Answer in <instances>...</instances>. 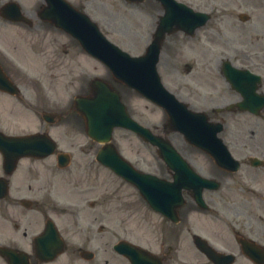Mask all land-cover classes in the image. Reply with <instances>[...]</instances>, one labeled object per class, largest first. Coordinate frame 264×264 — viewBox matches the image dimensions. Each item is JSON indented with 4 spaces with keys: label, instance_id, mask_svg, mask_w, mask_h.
Listing matches in <instances>:
<instances>
[{
    "label": "flooded vegetation",
    "instance_id": "obj_1",
    "mask_svg": "<svg viewBox=\"0 0 264 264\" xmlns=\"http://www.w3.org/2000/svg\"><path fill=\"white\" fill-rule=\"evenodd\" d=\"M7 1L0 0V39L14 44L0 45V66L20 92L0 90V100L9 103L0 112V128L16 124L11 116L20 103L27 109H50L52 120L43 119L42 129L56 125V136L54 153L23 156L9 167L0 156V178L6 183L0 196V264H214L204 252L210 247L232 254V264H264V0H245V19L232 25L228 35L217 19L226 14L211 15L203 33L218 53L199 61L194 85L180 84L188 87L187 100L198 104L196 109H209V119L220 123L227 159L219 168L208 158V177L219 184L204 191L210 210L200 209L185 194L177 222L154 211L133 186L137 196L116 185L119 177L109 169L103 179L90 147L67 153L75 144L58 123L78 116H70L75 108L69 92L62 95L74 85L77 94L89 91L85 68L74 57L78 45L69 36L68 42L52 36L48 55L32 42L45 25L38 4L30 13L24 10L25 21H14L2 10ZM61 54L68 56L64 64ZM37 56L48 61V78L29 63ZM124 88L123 98L129 90ZM203 100L208 105L200 106ZM127 109L133 115L130 104ZM154 174L172 177L167 169ZM198 215L209 217L199 225ZM214 221L222 227H212ZM195 235L203 243L198 245Z\"/></svg>",
    "mask_w": 264,
    "mask_h": 264
},
{
    "label": "water",
    "instance_id": "obj_2",
    "mask_svg": "<svg viewBox=\"0 0 264 264\" xmlns=\"http://www.w3.org/2000/svg\"><path fill=\"white\" fill-rule=\"evenodd\" d=\"M127 1L142 2L143 0ZM157 1L160 2L163 13L158 16L150 44L146 47L145 53L139 57H131L111 44L86 14L65 0H45L39 13L44 20L75 36L86 51L102 60L110 68L116 81L136 88L152 102L163 107L167 114L169 130H179L185 134L188 142L209 153L207 139L211 135L203 120L204 117H198L199 114L193 113L186 109L184 104L178 102L162 86L156 73V63L166 34L177 30L189 32L194 26L203 23L206 17L198 18L196 12L176 0ZM22 18H24L22 14L14 17L15 20ZM97 83V79L92 81L91 93H95V96L88 102L93 106L98 105L99 108L77 109L85 120L86 133L96 141L108 142L115 126L134 130L145 141L159 147L158 153L164 156L167 166L176 171L174 178H181L182 183L176 184L177 193L166 190L161 180L136 171L119 156L114 145L110 143L104 145L97 158L126 180L134 183L141 195L156 210L174 220H177V208L184 202L180 188L191 189L195 200L203 205L201 192L203 187L207 186L208 180L193 173L167 139L153 135L149 128L142 127L132 120L122 109L119 95L114 93L109 85L105 86L101 83L97 85ZM100 89H102V95H99ZM114 107L117 109H112ZM50 146V140L45 134L8 137L0 133V152L4 157L17 158L23 154H44L49 152ZM45 148L46 150H43Z\"/></svg>",
    "mask_w": 264,
    "mask_h": 264
},
{
    "label": "rangeland",
    "instance_id": "obj_3",
    "mask_svg": "<svg viewBox=\"0 0 264 264\" xmlns=\"http://www.w3.org/2000/svg\"><path fill=\"white\" fill-rule=\"evenodd\" d=\"M69 1L76 5V7L85 10L94 20L98 22L100 28L104 31V33L110 40L114 41L131 54L143 53L145 45L147 44L154 27L155 17L161 11L159 4L154 0H145L144 2L139 4L128 3L124 0ZM179 1L188 4L196 10L208 12L212 9H217L218 11H216L215 13L221 14V11L227 13L226 15H221L217 18L222 21L221 29L224 30L227 35L228 30L231 31L230 28H232V25H239L236 13H238L242 9L241 5H244V3L246 2L245 0ZM18 2L22 6L23 10H27V12L30 13L32 12L31 10L34 9L35 3L39 5L41 3V0H18ZM210 25L211 21L208 20L206 24H204L205 29ZM42 26V29H39V34L32 39V42L34 41L38 48H42L45 51H48V55L53 49V46L49 43V41H52V39H50L52 36H59L62 41H71L66 34L55 29H51L50 27H47L45 25ZM199 29L200 30L197 31L196 35L201 36V34L199 33H201L202 28ZM44 32L45 34H43ZM23 36L25 37L28 35L24 34ZM202 36L204 38L203 41H206L202 45L197 40V37L191 38L189 36H184L180 32L174 33L173 35L169 36L167 41H165L164 43V47L160 55V60L157 64V70L165 87L173 92L179 100L188 99V96L186 94L188 92V87L182 85H194V68L196 67V65H199L198 62L202 59L208 60L212 53H214V55L218 53L217 48L213 49L212 51L209 49L208 39L206 40L204 33H202ZM171 39L176 40V45L174 47H169V41ZM21 41L20 43L23 47H30L29 43H26L25 40ZM12 43L13 42L11 40L3 42V39H0L1 47H3V45H11ZM76 51L78 54H76V56H73L76 58L75 61L79 63V66L85 68L86 81L93 76H108V72L103 65H101L93 58L89 57L78 47L76 48ZM36 58V60L30 61L29 63L36 70L46 74L48 78L50 71L47 68V66H49L47 59L41 58L40 56H37ZM62 59V63L64 64V62H67L68 56L62 55ZM21 65L23 68H26L24 62ZM186 65L192 67L191 71H185ZM72 67L76 68V72L78 71V66H76L74 62H71L70 64V68ZM52 70L54 71V74L57 73L54 69ZM67 70L68 68L66 69V71ZM75 84L78 85V82L76 81ZM74 86H70L69 90L62 96L67 95V93L69 92V95H71L70 99H72L74 93L77 92V89ZM120 88L122 91L123 89H125L124 87ZM124 99L127 103V106L129 104L132 106L133 109L131 110H133V116L143 124L154 127L155 125H160L165 120V115L161 109L145 100L132 90L124 91ZM201 102H204V100ZM8 104V102L0 100V112L4 111L5 113V108H7ZM188 105L190 108H194V110H203L206 113L209 112V109H196L195 106L198 104H196L195 106L191 104ZM206 105H208L207 100L204 103H200V106L202 107ZM15 108L17 109H13V115L11 116L13 120L11 122L16 124L12 127H9L7 131L19 133L39 130L41 125V117L39 114L42 109H33L35 111H32L30 109H25L20 104H18V106H16ZM16 112L18 114L17 116H15ZM75 114L76 113L71 112V118H73V116H76ZM74 118L75 120H71L70 123H58L61 130H67L66 135L68 137H71L70 140H72L75 144L73 147H70V153L79 154L81 153L80 148L84 146L86 148L90 147L88 153L93 154L98 149V145L94 144L86 137L82 127L83 125L81 119L79 117ZM55 131L56 129H51L50 133L54 136L56 135ZM169 138L177 148L180 147V150L184 156L189 158L190 156H193L196 158L194 166L202 175H209V160L203 152L197 149H192L191 147L186 145L181 135H179L178 133H171L169 135ZM113 141L119 148L120 152L138 168L145 171L164 169L160 160L155 156L153 148L150 145L144 144L133 133L121 128H116L113 133ZM102 170V175L104 176L103 179H105L106 173L104 171L107 169L103 167ZM111 176L115 179L113 175ZM115 183L118 186H123L126 191L133 190L120 178L116 179ZM133 192L134 195L137 196V193L134 190ZM204 196L207 200L206 194ZM137 200H139V197ZM202 217L208 218L209 216H196V220L199 225L203 222L201 221ZM214 223L215 224L212 227H222V224H217L216 221H214Z\"/></svg>",
    "mask_w": 264,
    "mask_h": 264
}]
</instances>
